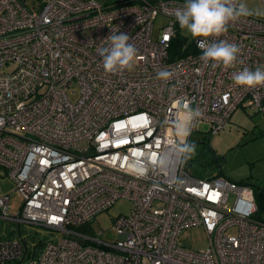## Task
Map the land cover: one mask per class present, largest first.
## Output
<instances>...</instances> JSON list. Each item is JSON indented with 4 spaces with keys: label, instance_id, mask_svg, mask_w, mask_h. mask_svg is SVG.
Listing matches in <instances>:
<instances>
[{
    "label": "built area",
    "instance_id": "1",
    "mask_svg": "<svg viewBox=\"0 0 264 264\" xmlns=\"http://www.w3.org/2000/svg\"><path fill=\"white\" fill-rule=\"evenodd\" d=\"M184 3L0 0V177L21 199L10 214L11 194L0 195V220L18 234L29 224L58 235L23 262L25 239H3L0 226V264H264V222L253 217L250 186L195 178L176 158L144 177L127 169L137 150L169 151L166 122L175 119L177 99L202 111L191 134L200 123L219 133L243 104L264 113V87L246 89L232 78L264 66V16L242 17L210 38L240 49L235 68H213L200 59L202 38L187 43L175 20ZM159 16L167 23L154 38ZM113 31L137 50L134 67L115 74L105 72L98 53ZM176 37L183 53L171 59ZM161 70L171 78L158 79ZM118 199L131 209L114 219V241L79 231ZM195 227L209 240L201 251L179 245L181 232Z\"/></svg>",
    "mask_w": 264,
    "mask_h": 264
},
{
    "label": "rangeland",
    "instance_id": "2",
    "mask_svg": "<svg viewBox=\"0 0 264 264\" xmlns=\"http://www.w3.org/2000/svg\"><path fill=\"white\" fill-rule=\"evenodd\" d=\"M117 1L108 0V3ZM238 2L245 3L253 12L264 13V4L258 0H238ZM262 16L264 15L257 17ZM166 23L167 20L161 16L154 21V38ZM192 39L188 36L187 43H190ZM262 132H264V113L246 104L239 106L231 115L228 126L215 135L207 134L206 125L198 124L189 139V142L196 146V154L191 159L185 160L189 174L199 179L224 177L236 182L242 181L252 190L257 187L264 188V135L261 134ZM13 190L12 181L7 176L0 177V195L11 194L10 214H16L21 205L20 197L13 193ZM130 209L129 201L118 199L108 210L97 214L91 222L80 227L79 231L95 237L101 232L103 240L114 241L116 239L113 230L114 219L127 215ZM0 226L3 239L21 237L25 239L28 253L23 262H27L34 254L42 251L47 241L58 237L51 230L36 225L23 224L19 234L17 226L5 220H0ZM12 228L15 229L13 233ZM228 233H235V229H231ZM179 240L181 247L192 251L204 250L209 245L208 237L202 227L183 230Z\"/></svg>",
    "mask_w": 264,
    "mask_h": 264
},
{
    "label": "clouds",
    "instance_id": "3",
    "mask_svg": "<svg viewBox=\"0 0 264 264\" xmlns=\"http://www.w3.org/2000/svg\"><path fill=\"white\" fill-rule=\"evenodd\" d=\"M261 16L260 11L253 12L243 2L237 0H185L183 6L175 12V20L179 27L193 39L198 41V47L202 51L200 59L205 63H211L213 68L222 66L224 69L235 68L240 49L238 45L224 39L213 42L210 38H219L225 35L229 25L242 17ZM129 36L115 31L107 37L110 42L107 47L98 49L103 59V68L106 73L115 74L125 69H132L137 58V50L129 43ZM243 64V61H239ZM172 73L161 70L157 73L158 79L169 80ZM233 81L237 86L246 89L264 87V66H257L255 70L243 67L242 70L233 73ZM190 101H175V119L166 124L171 131L174 140L169 146V151L142 152L137 150L130 157L127 165L129 174L144 177L149 171H166L171 166L173 158L180 160L191 159L196 154V146L187 138L191 135L196 122L201 118L200 108L190 106ZM184 183L177 180V190Z\"/></svg>",
    "mask_w": 264,
    "mask_h": 264
},
{
    "label": "trees",
    "instance_id": "4",
    "mask_svg": "<svg viewBox=\"0 0 264 264\" xmlns=\"http://www.w3.org/2000/svg\"><path fill=\"white\" fill-rule=\"evenodd\" d=\"M182 45H183V40L180 37H176L172 41L171 48L169 49V56L171 59H174L182 55L183 53ZM261 134L264 135V132H262ZM238 182L243 183L242 181H238ZM253 196L256 205V212L253 217L258 221L264 222V188L257 187L253 189ZM36 255L34 254V256Z\"/></svg>",
    "mask_w": 264,
    "mask_h": 264
},
{
    "label": "snow or ice",
    "instance_id": "5",
    "mask_svg": "<svg viewBox=\"0 0 264 264\" xmlns=\"http://www.w3.org/2000/svg\"><path fill=\"white\" fill-rule=\"evenodd\" d=\"M144 123L147 124V119L144 120Z\"/></svg>",
    "mask_w": 264,
    "mask_h": 264
}]
</instances>
